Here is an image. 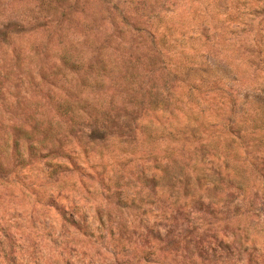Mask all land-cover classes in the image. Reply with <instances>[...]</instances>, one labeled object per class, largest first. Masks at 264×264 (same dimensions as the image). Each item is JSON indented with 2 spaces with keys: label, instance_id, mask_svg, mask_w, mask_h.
I'll list each match as a JSON object with an SVG mask.
<instances>
[{
  "label": "rangeland",
  "instance_id": "374dc122",
  "mask_svg": "<svg viewBox=\"0 0 264 264\" xmlns=\"http://www.w3.org/2000/svg\"><path fill=\"white\" fill-rule=\"evenodd\" d=\"M263 114L264 0H0V264H264Z\"/></svg>",
  "mask_w": 264,
  "mask_h": 264
},
{
  "label": "trees",
  "instance_id": "16d2710c",
  "mask_svg": "<svg viewBox=\"0 0 264 264\" xmlns=\"http://www.w3.org/2000/svg\"><path fill=\"white\" fill-rule=\"evenodd\" d=\"M70 108V107H69ZM71 110V109H70ZM70 110H68V111H70ZM68 111L66 110L65 111V115L68 113ZM261 123L264 121V114L261 116V119L259 120ZM28 149H30V151H32V150H34L35 149V146L32 144V145H29L28 146ZM171 178V176L169 175V177H168V181H165V184H168L169 182H170V179ZM162 179V178H161ZM163 180V179H162ZM83 228L81 227V228H79V230H82Z\"/></svg>",
  "mask_w": 264,
  "mask_h": 264
}]
</instances>
